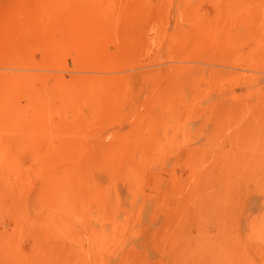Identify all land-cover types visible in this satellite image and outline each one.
Masks as SVG:
<instances>
[{
    "label": "rangeland",
    "instance_id": "374dc122",
    "mask_svg": "<svg viewBox=\"0 0 264 264\" xmlns=\"http://www.w3.org/2000/svg\"><path fill=\"white\" fill-rule=\"evenodd\" d=\"M0 264H264V0H0Z\"/></svg>",
    "mask_w": 264,
    "mask_h": 264
},
{
    "label": "bare ground",
    "instance_id": "6f19581e",
    "mask_svg": "<svg viewBox=\"0 0 264 264\" xmlns=\"http://www.w3.org/2000/svg\"><path fill=\"white\" fill-rule=\"evenodd\" d=\"M74 7V6H73ZM68 12H65L64 20L62 24H68L67 27L70 30H78V32H82V18L84 20H88L89 23L96 22V16L99 13V11H102V3L96 2L92 5H75L74 8L69 7ZM84 12L86 13L87 17L83 16ZM103 14L106 13L105 11H102ZM86 19H85V18ZM73 19V20H72ZM76 21H75V20ZM69 22V23H68ZM75 22V23H73Z\"/></svg>",
    "mask_w": 264,
    "mask_h": 264
}]
</instances>
